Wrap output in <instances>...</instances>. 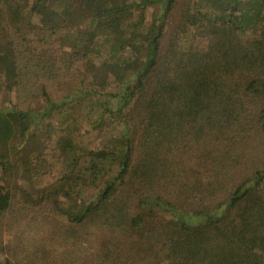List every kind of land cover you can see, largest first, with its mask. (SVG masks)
Segmentation results:
<instances>
[{
    "label": "trees",
    "instance_id": "16d2710c",
    "mask_svg": "<svg viewBox=\"0 0 264 264\" xmlns=\"http://www.w3.org/2000/svg\"><path fill=\"white\" fill-rule=\"evenodd\" d=\"M0 92V264H264V0H0Z\"/></svg>",
    "mask_w": 264,
    "mask_h": 264
},
{
    "label": "rangeland",
    "instance_id": "374dc122",
    "mask_svg": "<svg viewBox=\"0 0 264 264\" xmlns=\"http://www.w3.org/2000/svg\"><path fill=\"white\" fill-rule=\"evenodd\" d=\"M190 41L191 40L189 38L186 39L187 43H190ZM70 49H71L70 46L65 47V50H70ZM44 82H46V84L49 85L47 81L44 80ZM4 99L5 97L3 98L2 92H0V106L3 104L2 101ZM85 128H89V126L86 125ZM1 173H2V168L0 166V177H1ZM2 220H3L2 222L3 233H0V259L6 256L13 257L16 255L18 258L21 257V260L24 261L29 256L28 252L39 251L33 249L32 247V246H36V247L40 246L37 242V240L39 239L37 237H40L38 234L35 235V233H31L30 229L24 227L23 225L21 227L19 226L17 228H13L9 224L8 219L4 218ZM34 236L36 237V240L35 241L30 240L32 239L31 237ZM70 247H71L70 245H67L64 249L56 247L54 254H48L49 260H54L59 255L62 256L64 254L63 251ZM40 255L41 256L43 255L42 251H40Z\"/></svg>",
    "mask_w": 264,
    "mask_h": 264
}]
</instances>
